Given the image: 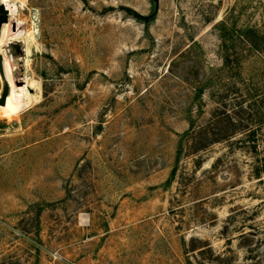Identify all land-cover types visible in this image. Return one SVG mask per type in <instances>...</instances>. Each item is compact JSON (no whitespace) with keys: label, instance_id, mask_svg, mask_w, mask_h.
I'll list each match as a JSON object with an SVG mask.
<instances>
[{"label":"rangeland","instance_id":"rangeland-1","mask_svg":"<svg viewBox=\"0 0 264 264\" xmlns=\"http://www.w3.org/2000/svg\"><path fill=\"white\" fill-rule=\"evenodd\" d=\"M14 1L0 264H264V0Z\"/></svg>","mask_w":264,"mask_h":264},{"label":"bare ground","instance_id":"bare-ground-1","mask_svg":"<svg viewBox=\"0 0 264 264\" xmlns=\"http://www.w3.org/2000/svg\"><path fill=\"white\" fill-rule=\"evenodd\" d=\"M0 5H4V7L6 8V11L8 12V15H10L13 18L12 20L6 21L4 23V27H2V30L0 29V43H1L0 44V55H2L3 57L2 58L3 73L0 72V76L6 80L7 83L5 84H7L9 87V92L5 99L6 104L4 103L1 106H4V105L5 107L12 106V105L25 106L29 104L28 89H29L30 81L28 80V84L27 85L25 84L26 86L17 85L15 79L12 77L14 75H11L12 73H11V69L9 65V60L7 57H5V55H3L2 48L6 46L7 42L8 43L22 42L23 47H24L23 52L26 57L25 66L27 67L29 64V58H30L29 56L31 54L30 44L32 43V38L30 37L27 31L22 32L21 30V26L23 24L18 17L19 10H18V7L15 1L14 0H0ZM10 24H13V27L16 28V32L14 35L12 34L8 37ZM3 108L0 107V109H3Z\"/></svg>","mask_w":264,"mask_h":264},{"label":"trees","instance_id":"trees-1","mask_svg":"<svg viewBox=\"0 0 264 264\" xmlns=\"http://www.w3.org/2000/svg\"><path fill=\"white\" fill-rule=\"evenodd\" d=\"M249 42L251 41L252 43L253 40H248ZM229 117V114L225 115V119ZM218 122V121H217ZM220 123V122H219ZM244 135V134H243ZM185 138H186V147L188 148V152L190 154H195L198 151H200L202 148L213 144V143H218V142H223L226 140L231 139L232 137H235V135H233V133H226V132H221L220 130L218 131H214V130H201L198 128V130L196 129V127L194 125H190L189 130L185 133ZM245 139H247L249 142H252V146L251 148L253 150L256 149V137L254 132H248L245 136ZM180 151H181V147H180ZM179 152V150H178ZM197 167L201 166V163L199 161H197ZM259 172L256 173V175H258Z\"/></svg>","mask_w":264,"mask_h":264},{"label":"water","instance_id":"water-1","mask_svg":"<svg viewBox=\"0 0 264 264\" xmlns=\"http://www.w3.org/2000/svg\"><path fill=\"white\" fill-rule=\"evenodd\" d=\"M8 20V12L6 11V8L4 5H0V28L4 22ZM17 45L10 44L8 48H10L12 56L16 57L19 54L23 53V50L20 46V42H16ZM2 55H0V72L3 73V67H2ZM9 92V87L7 84L4 85L3 91L0 96V105H3L5 103L6 96Z\"/></svg>","mask_w":264,"mask_h":264}]
</instances>
